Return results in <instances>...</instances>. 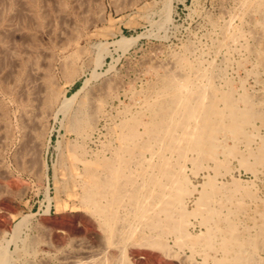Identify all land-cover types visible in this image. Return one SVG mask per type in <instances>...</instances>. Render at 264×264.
<instances>
[{"label": "rangeland", "instance_id": "obj_1", "mask_svg": "<svg viewBox=\"0 0 264 264\" xmlns=\"http://www.w3.org/2000/svg\"><path fill=\"white\" fill-rule=\"evenodd\" d=\"M241 1L0 0V247L5 245L12 253V264L28 258L36 264H66L62 255L80 245L103 246V230L79 202L80 159L105 153L108 145L118 143L116 125L120 119L139 114L165 66L174 64L176 56L186 54L195 69L215 70L217 84H224L225 79L238 84L244 78L247 86L256 85L247 75L251 69L260 71L256 55L242 45L253 43L252 38L216 49L228 23L245 33L254 28L252 16H240ZM123 37L135 40L125 50L114 43ZM184 71L194 74L193 69ZM84 81L88 84L70 111L58 110L62 100L83 87ZM85 98L94 122L88 136L69 123ZM94 99L101 101L99 109ZM75 145L76 153L71 149ZM235 162L232 171L245 189L264 184L263 174L254 178ZM191 178L198 186L205 181L203 174H191ZM235 200L222 198L218 206L229 212L237 206ZM189 201L187 207L192 210L195 201ZM200 224L192 216L190 232H203L205 226ZM30 238L35 239L34 249L26 252L24 240ZM174 239L168 237L174 252L170 258L151 246H134L126 256L131 264H180L185 257L186 264H219L223 256L220 251L192 253Z\"/></svg>", "mask_w": 264, "mask_h": 264}, {"label": "bare ground", "instance_id": "obj_2", "mask_svg": "<svg viewBox=\"0 0 264 264\" xmlns=\"http://www.w3.org/2000/svg\"><path fill=\"white\" fill-rule=\"evenodd\" d=\"M241 2L240 16H252L254 28L245 33L237 26L232 27L229 19L230 23H225L221 30L222 38L216 49L252 38L253 43L241 44L256 55L260 71L247 69L256 85L247 86L244 78L238 84L231 78L232 81L225 79L224 84H217L212 68L201 71L194 68L186 54L174 56L175 63L165 66L139 114L120 119L116 125L118 143L108 145L105 153L81 157L79 202L89 209L92 219L103 230V246L93 249V245V248L80 245L61 254L64 263L131 264L126 253L134 246L158 247L170 258L174 252L168 237L173 236L175 244L189 248L192 253L208 255L209 251H220L223 256L217 260L219 264H264V184L245 189L231 167L236 161L254 178L264 175V78L260 77V72L264 74V0ZM131 40L123 37L114 43L124 49ZM100 48L105 50L102 44ZM184 69H193V76ZM86 83L72 96L65 97L58 110L70 111ZM86 100L77 106L69 123L72 129L82 130L88 136L94 122ZM51 101L52 95L48 102ZM101 101L95 100L97 109ZM77 147L71 149L76 153ZM191 174H203L205 181L198 186ZM229 175L231 180H225ZM226 197L238 200L229 212L218 206V201ZM189 200L195 201L192 210L187 207ZM192 216L205 226L200 234L189 230ZM21 222L14 228V237ZM34 243V238L25 239L24 251H32ZM11 254L7 246H1L0 264H12ZM35 262L28 258L20 264L38 263ZM180 264H186V257Z\"/></svg>", "mask_w": 264, "mask_h": 264}]
</instances>
